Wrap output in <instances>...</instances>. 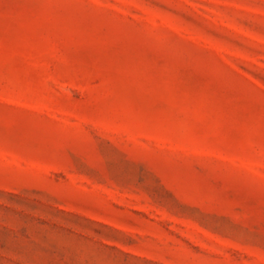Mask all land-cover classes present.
<instances>
[{
	"label": "rangeland",
	"instance_id": "1",
	"mask_svg": "<svg viewBox=\"0 0 264 264\" xmlns=\"http://www.w3.org/2000/svg\"><path fill=\"white\" fill-rule=\"evenodd\" d=\"M0 264H264V0H0Z\"/></svg>",
	"mask_w": 264,
	"mask_h": 264
}]
</instances>
